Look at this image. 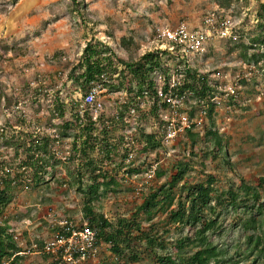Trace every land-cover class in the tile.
<instances>
[{
    "label": "rangeland",
    "instance_id": "obj_1",
    "mask_svg": "<svg viewBox=\"0 0 264 264\" xmlns=\"http://www.w3.org/2000/svg\"><path fill=\"white\" fill-rule=\"evenodd\" d=\"M85 1L88 8L79 12L72 9L71 0H0V162L11 167V176L21 175L16 197L5 214L28 251L33 250L34 243L54 238L66 222L81 224L86 220L84 196L78 187L70 185L68 173L78 161L68 160L74 138L63 136L61 131L66 120L74 121L78 114L91 109L84 104V98L95 87L103 107L94 115L104 117L96 120L95 134L102 136L107 125V140L115 150L114 157H105L106 150L97 144L94 156H104L99 159L98 172L116 178L118 185L94 206L113 221L132 215L152 190L170 181L179 161L192 166L185 177L190 184L205 182L209 175L215 176V186L220 189H227L232 183L237 186L241 179L254 185L264 179V57H253L264 50V44L257 41L261 30L257 10L264 0H230L227 4L240 27L241 40L232 42L216 34L204 53L189 58L193 67L209 72L212 78L217 70L223 71V85H239L237 98L227 97L219 86L213 114L204 115L207 125L214 120L226 141V149L216 155L210 153L212 147L202 136L197 143L187 131L170 137L173 110H155L153 98L137 96L136 83L128 71L124 85L119 84L123 82L119 72L106 76L105 81L117 86L113 92L102 84L84 89L81 81L70 77V72L73 67L77 74L84 71V49L90 41L104 42L123 60H136L166 43L158 40L159 29L176 27L181 22L202 28L206 16L220 9L223 0ZM114 63L119 71L125 69L122 62ZM181 72L175 70L172 80L182 82ZM197 100L198 97L184 103L181 111L200 116ZM126 106L135 111L131 109L129 113ZM193 129L200 134L204 130L202 126ZM148 134H154L160 145L152 148ZM44 137L50 139L55 167L46 168L48 173L37 185L33 170L19 163L27 158L25 149L30 138ZM8 139L15 145H8ZM130 152L134 153L131 159ZM87 181L85 178L84 184ZM261 188L264 196V187ZM240 217L233 211L225 214L211 232V239L229 248L226 258L233 256L234 262L240 260L237 264H259L253 262V256H238L232 246L240 243L241 250L247 246V238L237 227ZM155 222L154 230L166 237L172 250L173 239L193 233L190 228L175 229L164 212L155 217ZM24 256L27 264L57 262L40 254ZM79 264L122 262L102 243L97 257ZM129 264L155 263L145 258Z\"/></svg>",
    "mask_w": 264,
    "mask_h": 264
},
{
    "label": "trees",
    "instance_id": "obj_2",
    "mask_svg": "<svg viewBox=\"0 0 264 264\" xmlns=\"http://www.w3.org/2000/svg\"><path fill=\"white\" fill-rule=\"evenodd\" d=\"M229 2L230 0H223L221 2L223 6L221 5L220 9L213 12L222 15L228 10L232 15V9L227 4ZM71 6L74 11L81 12L88 8V3L85 0H71ZM257 19L261 28L257 41L262 45L264 44V2L258 5ZM190 57L192 56H185L176 47L173 50L157 48L143 53L136 60H123L104 42L90 41L84 49V71L77 74L76 67H73L70 77L78 82L81 81L84 89L90 90L94 84H102L105 89L113 92L117 86L109 80L105 81L106 76L119 72L123 78V82L120 81L119 84L124 85V78H127L126 71H128L131 79L136 83V95L153 98L154 109L159 110L157 104L159 75H165V90L168 91L175 70L182 71L184 78L174 88L175 92L186 94L185 103L198 97V106L201 110L212 115L214 106H217L214 102L217 96L215 90L219 89V85L223 82L214 75L215 73L212 78L209 72L193 67L190 64ZM253 57L263 58L264 50L260 49L254 53ZM116 60L122 62L125 69L119 71L117 66H114ZM170 61L174 64L171 65ZM131 91L134 93L133 88ZM131 109L133 110L131 106L128 108L126 106L129 113ZM64 114L65 112L62 111L61 115L64 116ZM192 114L195 113L192 111ZM93 115L94 111L91 108L85 110L84 114H78L74 121L66 120L62 125L61 133L63 136L74 138L68 160L72 163L75 160L78 161L74 169L68 171L70 185L78 187L77 189L84 196L85 219L97 231V254L99 244L104 243L112 256H115L122 264L139 262L145 258L152 259L155 264H237L240 260L234 262L233 256L226 258L230 254L229 248L215 243L210 236L219 220L233 211L241 216L237 227H240L247 238V246L244 250H241L240 243L232 244L237 255L244 256L246 259L253 256L254 263L264 264L261 261L264 258V196L261 188L264 187V179L258 185L241 179L237 186L232 183L227 189H220L215 186L217 182L215 176L209 175L205 182L190 184L185 177L192 166L187 161H179L175 166L177 172L172 175L171 180L152 190L132 212V215L119 216L116 221H113L104 213L98 212L94 206L95 203L109 191H115L112 187L117 186L118 182L114 177L109 178L107 173L98 172L99 159L104 156L101 155L99 158L94 156L96 145L101 144L106 150L105 157H114L115 148L107 140V125L104 126L102 136L95 134L96 120L104 119V117L103 114L96 118ZM206 125L207 120L202 125L204 130L201 134L193 128L187 130V133L193 143H197L202 136L201 138L212 147L210 153L216 155L226 149V141L213 119ZM146 137L152 148L160 145L154 134H148ZM6 143L15 145L12 139H8ZM101 150L103 151L102 148ZM25 151L27 158L19 164L33 170V181L38 185L48 173L46 168L55 167L52 161L55 153L51 149L50 139L48 137L41 140L30 138V144ZM10 168L4 162H0V264H27L26 256H24L27 253L49 256L57 261L53 263L51 260L53 264H69L61 256L49 254L43 250L49 240L41 244L34 243L33 250L29 251L25 250L19 242L15 229L5 214L6 209L16 197L21 177L19 174L11 176ZM85 178L88 181L84 184ZM160 212L168 215L175 229L183 231L190 228L193 231L192 235L173 239L171 242L173 250L166 237L154 230L157 224L155 217ZM70 224L78 226L82 223L68 221L59 231Z\"/></svg>",
    "mask_w": 264,
    "mask_h": 264
},
{
    "label": "built area",
    "instance_id": "obj_3",
    "mask_svg": "<svg viewBox=\"0 0 264 264\" xmlns=\"http://www.w3.org/2000/svg\"><path fill=\"white\" fill-rule=\"evenodd\" d=\"M239 30L238 22L229 12L224 11L222 15L210 12L206 16L205 26L202 28H191L186 22H181L176 27L159 29L157 38L166 43L158 48L173 50L177 47L185 56L202 54L207 50V44L216 34L221 39L236 42L242 36ZM164 46L165 48H163ZM214 75L222 80L224 74L223 71L217 70ZM165 80V75H159L157 104L161 111L173 110V116L169 119V136L175 137L180 132L202 126L206 112L202 110L200 116H190L187 112H182L181 108L185 103L186 94L176 93L174 90L181 82L171 80V86L166 91ZM219 86L222 87L221 89H225L227 97H238L239 85L229 82ZM98 92L99 89L95 87L84 98V104L91 106L96 115L103 107L102 101L98 99ZM176 122L178 124H175ZM133 157L134 153L130 152L129 158ZM96 238V229L85 220L78 226L74 224L65 226L63 230L59 231L54 238L46 243L43 250L46 253L61 256L69 264H79L84 260L97 257Z\"/></svg>",
    "mask_w": 264,
    "mask_h": 264
}]
</instances>
